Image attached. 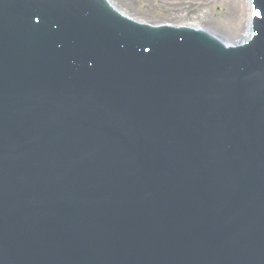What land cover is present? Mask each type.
I'll return each mask as SVG.
<instances>
[{"label":"water","instance_id":"obj_1","mask_svg":"<svg viewBox=\"0 0 264 264\" xmlns=\"http://www.w3.org/2000/svg\"><path fill=\"white\" fill-rule=\"evenodd\" d=\"M247 39L107 0H0V264H264V0Z\"/></svg>","mask_w":264,"mask_h":264},{"label":"rangeland","instance_id":"obj_2","mask_svg":"<svg viewBox=\"0 0 264 264\" xmlns=\"http://www.w3.org/2000/svg\"><path fill=\"white\" fill-rule=\"evenodd\" d=\"M171 0H127L122 7L134 19L152 24L171 23L181 25L185 20L181 17L185 12H173L166 2ZM202 6L193 10L194 15L201 16V21H195L202 28L227 39L246 36L247 21L249 18L248 6L245 3H236V0H202ZM233 39V38H232Z\"/></svg>","mask_w":264,"mask_h":264},{"label":"bare ground","instance_id":"obj_3","mask_svg":"<svg viewBox=\"0 0 264 264\" xmlns=\"http://www.w3.org/2000/svg\"><path fill=\"white\" fill-rule=\"evenodd\" d=\"M107 1L109 2L110 6H112L114 9H116L119 12H121L122 14L124 13L128 17L134 19L130 14H128L124 10H122V7L127 3V0H107ZM201 2H202V0H171L170 2H166L164 4V6H167L168 8L169 7L172 8L171 10L173 12H177V13H179L180 11L181 12H185V14L181 15V17L185 20L181 24L189 25L191 27L193 26V27L202 28L199 24L195 23V21H201V16H199L197 14L196 15L193 14V10H197V8L202 6L200 4ZM240 2L247 4V6H248V14H249L250 9H251L250 0H236V3L240 4ZM249 18H248V21H247V29H246L247 32H246V35L249 33V29H250ZM137 20H139V19H137ZM139 21L144 22L142 20H139ZM211 34H213V33H211ZM213 35H215V34H213ZM232 38L230 37V38H227L226 40H230V41L236 40V41H238L239 39H243V38H246V37H245V35H244V37H243V35L242 36L239 35V37H232Z\"/></svg>","mask_w":264,"mask_h":264}]
</instances>
